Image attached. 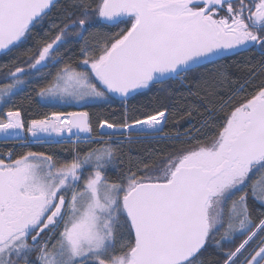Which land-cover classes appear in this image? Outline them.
Returning a JSON list of instances; mask_svg holds the SVG:
<instances>
[{
  "label": "snow or ice",
  "instance_id": "1",
  "mask_svg": "<svg viewBox=\"0 0 264 264\" xmlns=\"http://www.w3.org/2000/svg\"><path fill=\"white\" fill-rule=\"evenodd\" d=\"M250 51L241 83L222 61ZM0 56V139L72 144L0 154V264H264V0H0ZM34 81L75 110L7 107ZM157 85L187 87L199 127L129 110ZM113 98L117 119L88 111Z\"/></svg>",
  "mask_w": 264,
  "mask_h": 264
},
{
  "label": "trees",
  "instance_id": "2",
  "mask_svg": "<svg viewBox=\"0 0 264 264\" xmlns=\"http://www.w3.org/2000/svg\"><path fill=\"white\" fill-rule=\"evenodd\" d=\"M55 15V13L53 14ZM106 31V29H104ZM39 31V29H38ZM32 44L29 43L27 47H31ZM21 53L24 49L19 50ZM12 57L0 56V64H6ZM262 61V57L258 52H242L239 55L231 56L230 59L222 61V63L229 65L230 71L235 73V80L243 83L245 79H248V69L252 66H258ZM264 76H258L256 82L259 83ZM6 82V81H0ZM43 81H34L32 85L25 88L24 91L20 92L19 95L14 97L13 104H9L7 107L11 108L14 106H22L27 112L31 113L28 119L37 118V115L41 112H47L52 110L60 111H72L74 108H54L51 105L45 106L36 96L35 89L42 86ZM159 85L156 86L151 92H145L142 95H136L134 98L128 100L129 110L140 109L153 111L155 108L159 107L161 103L168 104L172 111L173 117L169 118L167 125L165 126V133L172 134L177 131L183 133L186 130L191 129L193 126L199 127L200 122L204 119L202 113L204 108L200 106L198 101L188 95V88L180 85H173L177 91L172 96H167L166 93L158 92ZM194 90V89H193ZM122 101L119 98H113L112 102H97L92 104L88 111L96 114L101 119L108 118L110 120L117 119L114 117L113 113H119L121 110ZM190 105H196L199 108L198 114L196 111H191ZM151 106V107H148ZM191 111V116L187 113ZM138 115V113H137ZM95 118V117H94ZM170 141L160 140H133L131 143H124L122 145L123 151L133 158L141 157L147 155L149 152L155 149H163L164 151L171 150L169 148ZM72 148L70 142L61 144H33L30 148H20L17 147V141H0V154H5L9 151L14 153L22 154L28 150L32 151H45L51 150L55 153H60L67 157L69 150ZM2 158V157H0Z\"/></svg>",
  "mask_w": 264,
  "mask_h": 264
},
{
  "label": "water",
  "instance_id": "3",
  "mask_svg": "<svg viewBox=\"0 0 264 264\" xmlns=\"http://www.w3.org/2000/svg\"><path fill=\"white\" fill-rule=\"evenodd\" d=\"M0 141H5V140H3V139H0ZM10 141H14V140H10Z\"/></svg>",
  "mask_w": 264,
  "mask_h": 264
},
{
  "label": "flooded vegetation",
  "instance_id": "4",
  "mask_svg": "<svg viewBox=\"0 0 264 264\" xmlns=\"http://www.w3.org/2000/svg\"><path fill=\"white\" fill-rule=\"evenodd\" d=\"M255 52H258V51H255Z\"/></svg>",
  "mask_w": 264,
  "mask_h": 264
}]
</instances>
